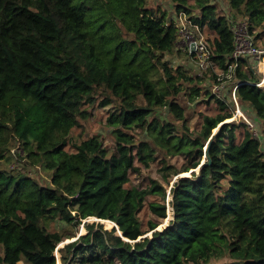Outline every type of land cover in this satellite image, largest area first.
<instances>
[{"label":"trees","instance_id":"trees-1","mask_svg":"<svg viewBox=\"0 0 264 264\" xmlns=\"http://www.w3.org/2000/svg\"><path fill=\"white\" fill-rule=\"evenodd\" d=\"M169 1L203 31L226 74L233 19L245 18L264 48V0ZM168 13L149 0H0V264H57L69 237L58 218L86 229L58 248L62 264H203L225 255L232 259L220 264H264L261 141L243 121H227L230 103L205 86L207 76L219 81L212 67L193 75L167 58L179 39ZM256 71L239 59L236 95L264 122ZM190 102L217 109L201 111L191 129ZM93 108L112 127L111 153L96 135H70ZM175 155L184 162L163 160L165 184L131 183L137 161L149 167ZM17 156L50 180L8 169Z\"/></svg>","mask_w":264,"mask_h":264},{"label":"rangeland","instance_id":"rangeland-1","mask_svg":"<svg viewBox=\"0 0 264 264\" xmlns=\"http://www.w3.org/2000/svg\"><path fill=\"white\" fill-rule=\"evenodd\" d=\"M215 1L224 5L223 0H215ZM149 4L152 6H157L158 4H161L163 8L168 9L169 17L171 19L174 18L176 20V17H175L176 13L174 12V10H171L173 8V6L169 0H149ZM224 7H226V5H224ZM230 17H231V15H230ZM244 23H246L248 25V22L245 18L238 17L236 19H233V24H234V26H236V29L239 27H242L244 25ZM248 27H249V25H248ZM192 33L194 34L195 37L203 36L204 39L206 38L205 34L203 33V31L201 29H199L197 31L192 30ZM251 34L253 35V37H254L253 40L255 41V39H256L255 33L254 34L251 33ZM256 43H257V40L255 41V44ZM167 58L172 62L173 65H178V64L184 65L186 68H188L191 71V73L193 75H204L208 71L209 67H212L214 69V71L218 74V76L219 75L222 76L224 74L222 69H220V67L217 65V63H215L214 61L211 62V60H210V63H213V65L209 64V66L206 67L205 69L201 68L199 66L198 61L195 60L194 56L190 55L188 53V51L185 49L184 44L180 39V36H179V39L177 42L176 50L172 54H169L167 56ZM256 60L258 61V59H256ZM254 67L256 68V70H257L256 73L258 75V67H257L256 63H254ZM218 79H219V77H218ZM220 82L221 83H218L217 81H211L209 79V76H207L205 86L207 88H209L217 96L224 98L228 103H230V106H231L232 110L234 111L235 108H234V104H233L234 100L232 98V89H233L234 84L236 83V79L233 77L232 78H226V79L223 78V80L222 81L220 80ZM238 101H239V99H238ZM239 102H240L244 112L248 113L247 115H249L251 119L254 118L255 126L254 127L250 126V124L246 120H243L242 117L241 118L236 117V119H234V120H227V121H236V122H242L243 121L244 123H246L249 126V128L252 129L255 136H257L260 139L261 147L264 151V122H263V120L257 118V115H256V113L252 107L248 106L246 103H242L241 101H239ZM186 109L189 113V124L191 125V129H193L200 122L199 121V115H200L201 111L213 112V111H216L217 106L214 105L213 102L211 104L203 103L200 105H197L195 102H190V103L186 104ZM157 112H158L157 114L160 117H168L169 116V111L166 108H161ZM229 119H231V118H229ZM214 131H215V129H214ZM70 135H71V137H75V138H81V137H88V136L96 135L101 139L103 147L108 151V153H111L114 150L115 140H114V137L112 135V127H110L106 124L105 111L102 110L101 108H93L92 114L90 115V117L87 120H81V124L78 125L72 131V133ZM143 135L144 134H140V136H143ZM16 144L17 143L15 142V145H13V146L15 147ZM15 148L19 149L18 146ZM14 151L16 152V150H14ZM20 153H21V155H23L22 149H21ZM163 160L165 161V163L166 162L171 163V164H174L178 167L182 166V164L184 162V158L181 155H175L172 157H167V160L162 159V157L159 156L158 159L156 161L152 162L149 167H146L143 164H141L139 161H137L136 165L140 166V171H135L131 174V183L141 185L142 181L145 180L146 177H153V178H156L160 182L165 184V182L163 180L162 170H161L162 165L165 164V163H163ZM24 161H25V158H20V156H17V157H15V159L11 163H9L8 160H5L4 163L7 164L8 169H11V167H18L19 169L23 170L24 167L26 166V170L31 172V174H33L35 177H37L41 181L44 182L46 180H48V181L50 180L49 174H47L46 171H44L43 169H39V168L35 169V168H32L31 166H27L26 164H24ZM174 177L175 176L172 177L171 182L174 180ZM146 211L147 210H143L142 216L148 215V212H146ZM92 220L98 221V218L91 217L90 221H92ZM103 222L106 224L107 227H110V228L112 227V222H110L108 220H103ZM166 222H167V219H165L161 223L160 227L162 226V224H165ZM55 227L59 230L64 229L65 233L67 235H69V237H66L63 241L58 243L57 250L55 251L57 264H62L61 260H60L61 254L58 251V248L60 246H63V244H65L66 242L76 239L81 233H84L86 231V229H85V227L82 226V224L77 228V227H74L73 225L67 224L65 221L61 220L60 218H58L55 221ZM231 259L232 258L229 255H225L221 258H212L211 261H209L207 263H203V264H220L221 262L229 261ZM19 264H26V262L24 260H20Z\"/></svg>","mask_w":264,"mask_h":264},{"label":"built area","instance_id":"built-area-1","mask_svg":"<svg viewBox=\"0 0 264 264\" xmlns=\"http://www.w3.org/2000/svg\"><path fill=\"white\" fill-rule=\"evenodd\" d=\"M176 20L174 19L175 23L179 27V36L181 41L184 44L185 49L188 51L190 55H193L195 60L198 61L199 66L203 69L209 66L210 60L213 62L211 58V50L209 45L207 44L206 40L203 36L195 37L192 33V30L190 28V25H194L199 30V27L192 23V20L188 17V15L184 11L176 12ZM233 31L235 35V49L232 53V58L234 61L229 65V70L227 74L223 71V75H219V81L218 83H221L223 78H235V72L236 67L238 66L239 59L243 57H248L251 60V65L254 66V63H256L258 67V71L261 73V77L259 81L255 82L256 85H262L264 84V48L259 47L255 44V41L253 40L254 37L251 34L249 27L246 23L242 27H239L236 29V26L233 24ZM258 59V61L256 60ZM241 81L236 80V83L233 86L232 89V98L234 100V111L231 119L227 120H234L236 117L243 118V120H246L250 126L254 127L255 122L254 118L251 119L248 113H245L242 109V106L240 102L238 101V97L236 95V89ZM15 150V148H14ZM172 211V208L168 207V212Z\"/></svg>","mask_w":264,"mask_h":264},{"label":"water","instance_id":"water-1","mask_svg":"<svg viewBox=\"0 0 264 264\" xmlns=\"http://www.w3.org/2000/svg\"><path fill=\"white\" fill-rule=\"evenodd\" d=\"M220 126L221 125H219V126H217L216 128H215V131L213 130V133L214 132H216V130L217 129H219L220 128ZM206 144H208V142L206 143ZM207 146V145H206ZM205 149H207V147H205ZM204 162V160L202 161V163ZM200 167V166H199ZM199 167H197V168H195V169H192V170H190L189 172H187V173H185V175H189L192 171H194V170H198L199 169ZM98 220H102L103 221V219H100V218H98ZM109 221H111V220H109ZM114 225H116L117 226V224L114 222V224L112 225V226H114ZM118 227V226H117ZM121 234H122V232L121 231H119Z\"/></svg>","mask_w":264,"mask_h":264},{"label":"bare ground","instance_id":"bare-ground-1","mask_svg":"<svg viewBox=\"0 0 264 264\" xmlns=\"http://www.w3.org/2000/svg\"><path fill=\"white\" fill-rule=\"evenodd\" d=\"M97 218V217H96ZM103 220H106V219H103ZM109 221V220H108ZM110 222H112V225L114 224V222L113 221H110ZM58 253V252H57Z\"/></svg>","mask_w":264,"mask_h":264}]
</instances>
